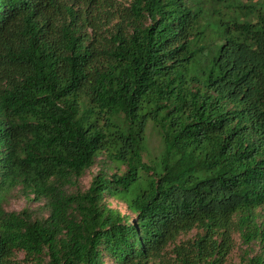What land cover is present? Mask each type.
Listing matches in <instances>:
<instances>
[{
    "label": "trees",
    "instance_id": "16d2710c",
    "mask_svg": "<svg viewBox=\"0 0 264 264\" xmlns=\"http://www.w3.org/2000/svg\"><path fill=\"white\" fill-rule=\"evenodd\" d=\"M235 229L264 264V0H0V264H148L191 230L174 264H223Z\"/></svg>",
    "mask_w": 264,
    "mask_h": 264
},
{
    "label": "rangeland",
    "instance_id": "374dc122",
    "mask_svg": "<svg viewBox=\"0 0 264 264\" xmlns=\"http://www.w3.org/2000/svg\"><path fill=\"white\" fill-rule=\"evenodd\" d=\"M129 1L130 0H120L122 4L129 3ZM148 135H149L147 142L148 150L152 155H156L159 152L161 146L159 138L152 131H150V128L148 129ZM99 168H100L99 164L92 166L80 178L79 184L82 189L88 187L92 177L98 172ZM107 202L110 204L111 207L119 209L122 213H126L129 214L130 216H133L128 211L125 203L112 198H108ZM2 206L4 209L8 211L11 210L19 211L24 207H30L34 209L35 212L44 213L42 212L39 202L27 200V198L24 197L22 194H20L17 190H13L5 195V198L2 202ZM261 219L263 218L262 217L258 218V220ZM196 231L197 230H191L187 233L181 234L175 240V242L170 243L166 247L162 258H156L154 260H151L148 264H174L175 255L172 253L173 246L181 243L182 241L187 240L188 238H192L195 235ZM232 241H233V247L226 256L223 264H240L246 255L252 256L256 252L260 251V245L257 241L253 243L245 244L240 236V232L236 229L232 232ZM15 256L18 261H22V259L24 258V254L22 252H17ZM23 264H28V263L23 262Z\"/></svg>",
    "mask_w": 264,
    "mask_h": 264
}]
</instances>
